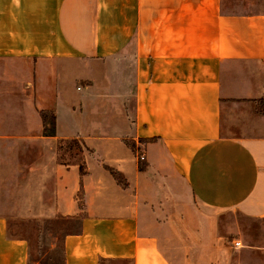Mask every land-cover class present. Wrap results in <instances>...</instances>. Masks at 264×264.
<instances>
[{
    "label": "crops",
    "instance_id": "1",
    "mask_svg": "<svg viewBox=\"0 0 264 264\" xmlns=\"http://www.w3.org/2000/svg\"><path fill=\"white\" fill-rule=\"evenodd\" d=\"M226 4L0 0V264H30L12 218L58 216L66 264H264V8Z\"/></svg>",
    "mask_w": 264,
    "mask_h": 264
},
{
    "label": "rangeland",
    "instance_id": "2",
    "mask_svg": "<svg viewBox=\"0 0 264 264\" xmlns=\"http://www.w3.org/2000/svg\"><path fill=\"white\" fill-rule=\"evenodd\" d=\"M228 10H237L239 12H247L264 8V0H226ZM261 3V4H260ZM82 63V62H81ZM49 112V111H47ZM49 116V114H48ZM93 119L99 123L105 124V117L95 116ZM115 124L120 125L117 119ZM84 126V125H81ZM86 130V128H83ZM71 130L66 129V132ZM72 145V146H71ZM66 145L63 155L66 160L71 162L83 159L85 149L82 151L75 144ZM71 146V147H70ZM193 206L199 208L194 202ZM240 224L244 227L249 235L254 237H262L264 231V223L258 221L240 220ZM77 230V221L65 216L56 218H22L15 217L10 220L9 234L15 238L27 239L30 243V264H63V241L64 237L71 232ZM196 237V234L189 235ZM181 241V239H180ZM180 248V245L178 246ZM183 248V247H182ZM102 264H134L131 260H107ZM191 264V263H190Z\"/></svg>",
    "mask_w": 264,
    "mask_h": 264
},
{
    "label": "trees",
    "instance_id": "3",
    "mask_svg": "<svg viewBox=\"0 0 264 264\" xmlns=\"http://www.w3.org/2000/svg\"><path fill=\"white\" fill-rule=\"evenodd\" d=\"M256 102V106H257V109L258 111L264 116V97H260L258 99L255 100ZM62 144H65V145H71L72 143L75 144L77 147H79L81 150L83 149L84 150V145L82 143V141H80L79 139L77 138H73L71 140H62L61 141ZM130 145L135 149V145L133 142H129ZM72 146V145H71ZM70 146V147H71ZM82 150V151H83ZM146 167V163L145 161H140L139 163V168L140 170H144V168ZM106 168L111 172V174L114 176V178L120 183L122 184L123 186H127V181H126V178L124 177V175L118 171L117 169L113 168V167H110V166H106ZM80 170L82 172V174H84L85 172V168H84V165L81 164L80 165ZM71 219V218H70ZM76 220V219H74ZM24 239V238H23ZM27 240V239H26ZM63 264H66L64 258H63Z\"/></svg>",
    "mask_w": 264,
    "mask_h": 264
},
{
    "label": "built area",
    "instance_id": "4",
    "mask_svg": "<svg viewBox=\"0 0 264 264\" xmlns=\"http://www.w3.org/2000/svg\"><path fill=\"white\" fill-rule=\"evenodd\" d=\"M137 154H138V157H139L140 161H145L146 160V155H145L144 150L141 148V144H140V146L138 148V153ZM235 246L236 247L242 246V243L240 241H236L235 242Z\"/></svg>",
    "mask_w": 264,
    "mask_h": 264
}]
</instances>
